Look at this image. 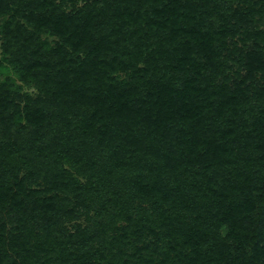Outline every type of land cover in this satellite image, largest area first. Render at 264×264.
Wrapping results in <instances>:
<instances>
[{
  "label": "trees",
  "instance_id": "obj_1",
  "mask_svg": "<svg viewBox=\"0 0 264 264\" xmlns=\"http://www.w3.org/2000/svg\"><path fill=\"white\" fill-rule=\"evenodd\" d=\"M0 264H264V0H0Z\"/></svg>",
  "mask_w": 264,
  "mask_h": 264
},
{
  "label": "rangeland",
  "instance_id": "obj_2",
  "mask_svg": "<svg viewBox=\"0 0 264 264\" xmlns=\"http://www.w3.org/2000/svg\"><path fill=\"white\" fill-rule=\"evenodd\" d=\"M44 38H46V36L44 37ZM50 42H52V40H54V39H52V38H47ZM29 92H33V91H30L29 90ZM77 223H80V224H85L86 222H85V219H84V217L83 218H80L78 221H77ZM65 226H66V228L67 229H70V228H72V223H70V222H65V224H64Z\"/></svg>",
  "mask_w": 264,
  "mask_h": 264
}]
</instances>
